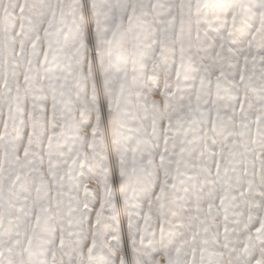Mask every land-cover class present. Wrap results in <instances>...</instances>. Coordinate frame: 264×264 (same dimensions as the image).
Returning a JSON list of instances; mask_svg holds the SVG:
<instances>
[{
    "label": "snow or ice",
    "instance_id": "1",
    "mask_svg": "<svg viewBox=\"0 0 264 264\" xmlns=\"http://www.w3.org/2000/svg\"><path fill=\"white\" fill-rule=\"evenodd\" d=\"M0 264H264V0H0Z\"/></svg>",
    "mask_w": 264,
    "mask_h": 264
}]
</instances>
